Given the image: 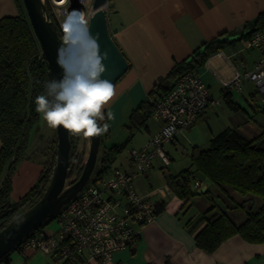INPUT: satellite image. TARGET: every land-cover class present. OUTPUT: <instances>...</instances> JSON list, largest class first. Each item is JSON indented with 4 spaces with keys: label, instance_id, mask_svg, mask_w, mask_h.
<instances>
[{
    "label": "crops",
    "instance_id": "obj_1",
    "mask_svg": "<svg viewBox=\"0 0 264 264\" xmlns=\"http://www.w3.org/2000/svg\"><path fill=\"white\" fill-rule=\"evenodd\" d=\"M20 10L16 0H0V18L16 15ZM107 13L111 33L130 65L113 86L114 97L104 109L105 120L102 123H107L111 129L126 121L162 77L205 43L225 34L234 40L231 44L240 43L245 38L246 24L264 13V0H109ZM252 50L255 51L249 52L247 59L239 55L240 49L225 48L212 54L199 69L213 97L225 100L228 108L216 105L209 108L193 126L180 133L177 141L169 146L171 162L175 158L173 152L179 149L191 151L193 146L208 148L212 136L227 127L237 128L249 139L264 132V108L258 102L255 83L245 80L242 90L232 91H226L224 86V82L232 79L237 71L250 69L260 57L257 49ZM228 99L240 107H231ZM109 111L111 119L107 118ZM42 120L41 116L39 123ZM39 123L32 129L26 157L12 176L11 199L14 201L35 185L44 169L47 155L36 156V140L41 141L39 137L47 130L48 136L57 133L56 129L48 126L41 132ZM161 125L160 121L152 118L147 121L144 128L148 140ZM2 145L0 138V149ZM128 160L122 162L121 167H127ZM166 167L168 165L164 166L158 158L150 173L135 176L137 190L157 204L158 213L153 222L142 225L138 241L128 249L116 252L114 260L108 264L121 261L125 264H264V243L249 242L234 235L223 241L214 252H208L195 240L207 223L201 220L205 214L207 218L214 219L221 211H226L240 224L246 219L249 208L256 210L261 206L260 197L250 199V195H242L229 186L225 188L199 176L197 181L201 185L199 187L195 182L194 195L187 203L169 184V175L178 173H172ZM188 168H192L191 161ZM138 176L142 179L138 180ZM156 178L162 181L160 184L169 186L165 195L153 192L157 186ZM211 186L214 187L213 192ZM207 189L209 193L204 194ZM199 190L202 192L195 194ZM213 204L216 206L210 210ZM45 228L50 230L54 227ZM2 264L70 263L56 262L53 255L41 251L16 248L9 262Z\"/></svg>",
    "mask_w": 264,
    "mask_h": 264
},
{
    "label": "trees",
    "instance_id": "obj_2",
    "mask_svg": "<svg viewBox=\"0 0 264 264\" xmlns=\"http://www.w3.org/2000/svg\"><path fill=\"white\" fill-rule=\"evenodd\" d=\"M16 2L21 8L20 12L0 18V138L3 143L0 149V230L40 199L52 177L58 147L56 133L54 142L50 143L47 151L44 150L50 159L45 161L39 180L19 200L13 201L12 176L19 163L26 157L32 129L41 120V114L36 111L35 99L46 94L45 84L50 81L48 62L29 15L24 9L23 0ZM47 7L50 12L48 3ZM52 17L64 40L69 58L77 59L75 47L69 46V41L73 39L64 35L53 14ZM263 27L264 13L246 24L247 29L243 37L250 38L255 30ZM233 41L227 34L215 37L162 77L147 98L132 110L128 125L130 137L152 118L154 101L164 97L184 72L200 69L212 54L224 50L227 44ZM228 101L231 107H240L234 101ZM79 138L71 134L69 184L81 175L89 153V138L87 147L83 140L85 149L81 150L76 143ZM126 144L127 142L111 147L102 144L99 164L95 167L92 181L107 172ZM190 157L192 168L168 177L173 191L185 199V202L188 203L194 195L195 182L199 180V176L216 185L225 188L229 186L242 195H250V199L255 196L262 199L261 206L256 210L249 208L246 219L240 224L226 211H221L214 219L207 218L205 214L201 220H206L207 223L196 235V244L208 252H214L223 241L234 235H239L249 242L264 243V132L249 139L237 128L227 127L212 136L208 148L193 146ZM203 193H209V190ZM215 206L216 204H213L210 210ZM21 243L14 249L20 248ZM14 249L0 259V264L9 262Z\"/></svg>",
    "mask_w": 264,
    "mask_h": 264
},
{
    "label": "built area",
    "instance_id": "obj_3",
    "mask_svg": "<svg viewBox=\"0 0 264 264\" xmlns=\"http://www.w3.org/2000/svg\"><path fill=\"white\" fill-rule=\"evenodd\" d=\"M93 1L47 0V3L66 33L63 24L68 15L74 11L83 13L89 21ZM78 24V17L71 21V27ZM246 48L257 49L260 57L250 69L237 71L232 79L225 81V90H242L245 80L253 81L264 108V27L251 34ZM75 51L78 58L80 49ZM154 102L152 119L162 125L144 145L129 151L128 166L113 168L110 174L90 181L58 214V228L48 230L46 225L38 229L22 241L21 249L53 255L59 263L108 264L114 260L116 252L138 241L140 228L155 220L158 206L137 190L135 176L150 173L158 158L164 166L169 165L168 145L176 142L178 135L193 126L209 108L220 104L221 99L213 97L199 69H190L164 97ZM196 185L201 183L197 181ZM167 189L166 185L160 186L153 192L165 195Z\"/></svg>",
    "mask_w": 264,
    "mask_h": 264
},
{
    "label": "water",
    "instance_id": "obj_4",
    "mask_svg": "<svg viewBox=\"0 0 264 264\" xmlns=\"http://www.w3.org/2000/svg\"><path fill=\"white\" fill-rule=\"evenodd\" d=\"M108 3L109 0H94L88 27L93 38H97L101 54L108 55V59L104 61L106 71L102 78L108 79L114 86L128 71L130 65L111 33L107 13ZM24 4L48 62L50 81L60 80L64 76V69L58 63L59 49H64L60 53L62 59L66 55L68 58L69 56L46 0H24ZM89 54L91 55V52ZM56 130L58 147L52 177L40 199L0 230V259L25 238L55 219L65 205L92 181L103 144V135L89 138V153L82 173L77 180L69 184L71 134L62 126ZM201 192L202 190H199L195 194Z\"/></svg>",
    "mask_w": 264,
    "mask_h": 264
},
{
    "label": "clouds",
    "instance_id": "obj_5",
    "mask_svg": "<svg viewBox=\"0 0 264 264\" xmlns=\"http://www.w3.org/2000/svg\"><path fill=\"white\" fill-rule=\"evenodd\" d=\"M77 17L79 38L70 40L69 46L79 48L80 56L73 60L66 55L62 59L60 53L64 49H59L58 63L64 69V76L47 82L46 94L37 96L35 104L36 111L49 128L62 126L70 134L88 139L108 131V124L102 122L105 120L104 109L114 97V89L111 81L102 78L108 55L101 54L97 38L91 35L83 13H70L63 27L71 31V21ZM107 118H112L110 111Z\"/></svg>",
    "mask_w": 264,
    "mask_h": 264
},
{
    "label": "rangeland",
    "instance_id": "obj_6",
    "mask_svg": "<svg viewBox=\"0 0 264 264\" xmlns=\"http://www.w3.org/2000/svg\"><path fill=\"white\" fill-rule=\"evenodd\" d=\"M23 5H24V9L26 10L24 0H23ZM26 12H27V10H26ZM79 29H80L79 24L74 25L71 27V31H69L67 29L66 30L67 32L64 33V35L69 39L77 40L79 38ZM247 40H248L247 37H245V38H242V41H240V43H234V44L228 43L226 46V49H228V50L240 49L239 55H244L247 59H249V57H247L248 53L255 51V50L246 48ZM241 48H243V50H241ZM75 50H76V47H75ZM221 102L222 103L217 104L216 106H218L219 108H222V107L228 108V104L225 100H222ZM258 102L260 105H263L261 98H260V94H258ZM152 121L153 120H151V122ZM128 125H129V118H127L126 121L120 123L119 125L111 128V129H109V125H108V131L103 134V145L104 146L106 145L108 147H111L112 145H116V144L121 145V144H124L125 142H127L125 147L117 154L114 161L109 166V169L107 170V172L103 173L104 175L110 174L112 172L113 168L121 167V163L126 162L128 160V157H130L129 151L133 147H135V148L141 147L142 144H144L148 140L146 137L147 131L144 128V126H142L139 130H137L135 133H133V135L130 137V130L128 128ZM46 126H47V123L44 120H42V122L39 123V127H40L41 132H43V129H45ZM39 138H41V141L39 139L36 140L37 144H38L37 145L38 149L35 152V153H37L36 156L44 153V150L47 151V148L50 145L49 143L56 139V134H55V136H54V134L52 136H48V130H47V131L43 132L42 136H40ZM83 140H85V143L88 141V139H84L82 137L79 138V142H77L74 139V141H76V143H77L78 149H80V150L85 147V143ZM170 145L171 144L168 145V148ZM86 147H87V143H86ZM173 155L175 158H174V160H172V162H171L172 164L168 165V167H166V169L172 173H179V171H183V170L187 169V166L190 165V161H191L190 160L191 159L190 150L186 151L183 149H179L178 151L173 152ZM49 159H50V157H49ZM98 164H99V161H98L96 167L98 166ZM157 167H159V166H157ZM137 179L138 180L142 179V177L138 176ZM155 181L158 182V183L156 182V184H157L156 187H160V186L165 185V184H160L162 181H158V178H156ZM193 184H194V182H193ZM166 187L169 188V186H167V185H166ZM212 189H214L213 186L210 187L211 191H212ZM211 195L212 194H210V196ZM215 198H217V196H215ZM218 201L221 202L220 200H218ZM47 226L58 228V219L57 218L53 219L50 223L47 224Z\"/></svg>",
    "mask_w": 264,
    "mask_h": 264
}]
</instances>
